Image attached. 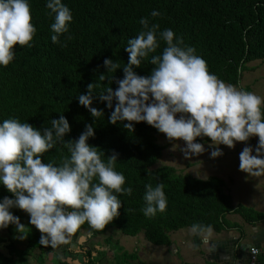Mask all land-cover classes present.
<instances>
[{
	"label": "trees",
	"instance_id": "trees-1",
	"mask_svg": "<svg viewBox=\"0 0 264 264\" xmlns=\"http://www.w3.org/2000/svg\"><path fill=\"white\" fill-rule=\"evenodd\" d=\"M71 11L73 20L68 32L59 36V43H53L51 24L55 14H49L47 0H29L32 23L36 34L29 46H15V57L7 67L0 65V123L8 118L28 122L43 132L51 127V119L61 115L69 121L71 131L65 141L78 139L92 124L95 135L88 143L97 147L101 158L118 154L115 168L126 177L124 187H132L131 196L117 194L122 201L119 216L106 225L104 230L92 229L85 222L92 236L107 234L116 228L126 235L136 236L144 232L148 241L155 245H171V233L193 224L216 231L241 229L239 223L228 219L230 214H240L250 224L263 220L264 212L242 203L235 204L226 190V182L220 176L200 178L189 172H180L177 167L163 164L153 168L162 157L165 145L157 139L159 131L147 122H133L134 129L124 127L127 121L109 122L113 107L100 100V94L108 87L118 88L117 80L123 79V66L128 63L127 42L139 34L143 26L141 18L157 23L160 28L157 39L160 47L142 60L140 67L133 70L141 76H148L154 65L149 63L152 55L162 53L166 43L159 38V32L172 29L183 45L193 47L195 54L202 57L209 71L246 91L243 86L244 73L248 64L255 60L264 61V0H61ZM156 10L160 13L152 17ZM71 37L70 39L68 37ZM105 59H112L121 68L107 71ZM105 79L101 80L100 76ZM93 83L92 107L102 110L104 115L94 118L89 109L79 104L78 96L88 93V84ZM107 94V93H104ZM65 141H59L53 149L41 157L44 163L59 165L63 157L70 155ZM95 182V181H94ZM155 187L164 184L167 208L157 212L155 217L146 218L141 211L145 207V185ZM4 197L15 198L0 184V202ZM10 211L27 220L28 213L13 207ZM35 229V230H34ZM35 231V233L33 232ZM27 241H12L11 251H0V264H29V258L36 255L42 261L40 252L45 246L39 244V230L26 223ZM112 240L111 236L106 241ZM5 239L0 235V243ZM68 251L82 254L85 264H100V258H93L96 251L71 248ZM19 245V246H18ZM39 248L40 250H38ZM19 250V251H18ZM118 264L138 259L136 253L124 251L116 256ZM59 263L65 261L58 256ZM221 264V263H214ZM249 264L251 253L249 251ZM256 264H264V251Z\"/></svg>",
	"mask_w": 264,
	"mask_h": 264
},
{
	"label": "clouds",
	"instance_id": "clouds-1",
	"mask_svg": "<svg viewBox=\"0 0 264 264\" xmlns=\"http://www.w3.org/2000/svg\"><path fill=\"white\" fill-rule=\"evenodd\" d=\"M46 7L50 15L55 14L51 40L59 43V36L69 30L72 13L61 0H47ZM159 15L156 10L151 13L152 17ZM140 23L142 30L127 42L129 59L123 66V79L116 81L118 88L108 87L107 94L99 97L109 108L113 99L117 101L109 122L127 121L124 127L132 130L133 122H147L169 141H184L181 151L185 158L206 151L196 142L198 137H208L211 145L217 146L210 154L216 158L223 154L219 145L234 148L236 142L257 136L255 154L252 146H245L239 153V170L249 176L264 175V97L212 74L207 62L195 54L193 47L184 46L172 29L159 32L166 47L161 54L151 56L149 63L155 66L151 74L138 75L133 66L140 67L142 60L160 47V25L150 23L148 18H141ZM36 31L29 0H0V65L7 67L14 60L16 45L31 47ZM104 66L107 71L121 68L112 59H105ZM93 86L88 84V93L80 94L78 101L98 118L104 114L91 106ZM85 128L78 139L65 141L71 127L63 115L52 118L51 127L43 132L18 118L0 123V184L15 197H4L0 202V229L14 224L18 238L27 237L25 225L10 211L19 208L29 214L30 224L40 231L39 244L56 248L69 243L85 222L92 229L104 230L119 216L122 201L117 194L131 196L133 189L124 187L126 177L115 168L118 154L108 156L105 162L97 147L88 143L95 135L93 125ZM59 141H65L70 155L59 165L44 163L42 155ZM145 188L146 204L141 211L150 219L158 211H166L167 198L163 183L155 187L149 183ZM189 231L203 237L205 243L212 234L211 226L199 224H193Z\"/></svg>",
	"mask_w": 264,
	"mask_h": 264
},
{
	"label": "rangeland",
	"instance_id": "rangeland-1",
	"mask_svg": "<svg viewBox=\"0 0 264 264\" xmlns=\"http://www.w3.org/2000/svg\"><path fill=\"white\" fill-rule=\"evenodd\" d=\"M248 66H249V70H247L244 73L241 85L243 86L250 85L252 89L251 92H254L257 95L264 97V61L255 60L250 62ZM179 115L180 114H177V117H179ZM157 139L160 143L165 145V149L163 151L162 157L158 160V162L155 164L153 168H156L163 164H169L177 167L180 172H189L200 178H208L211 175L220 176V175L229 174L230 176H227L226 178L232 183H234L233 178L236 174V171L238 170V166L240 163L239 153L242 151V149L245 146H252L253 154H255V147L258 144V137L255 136L251 137L246 142H236L234 148H229L226 145L221 144L218 147L222 150L223 153H226V155L222 154L219 157L212 158L210 155L211 151L217 146L211 145V140L208 137H198L196 139V142L202 143L206 151L200 154L199 156L193 155L191 156V158H185L183 152L181 151V149L185 147L184 141L182 140L169 141L166 135L161 132L157 134ZM247 177L249 180H251V182L248 183L244 181L245 193L251 194L252 197L253 194L261 193V191L257 190L256 187L259 188L260 186L259 183L261 184L264 181V175L258 176V178L254 176H247ZM259 201L261 202V200ZM25 223L31 225L29 215L27 216V221ZM13 229L16 231V226ZM189 230L190 227L180 229L181 233H185V234L187 233L184 238H181L179 232L178 235L177 233L172 234V238L174 237L176 240H179L180 242V243L177 242L178 244L177 247L179 248V252H177L176 256L181 258L182 261L184 262L189 261L188 260L189 257L188 259L186 258L187 256H189V254L195 252L194 250H197L198 252H202L205 251L206 249L207 250L209 249V246L207 245V243L204 242L203 237L191 235ZM33 232L35 233V231ZM0 233L1 234L3 233V229H0ZM212 234L214 236V230H212ZM39 235L41 236L40 231H39ZM109 236H111L112 240L108 242L106 240L107 237ZM213 236L211 235L209 237V241L213 242ZM17 238L18 235H16V238H14L15 241L17 240ZM27 238L28 236L25 239H23V242H26ZM10 240H13V238H10ZM70 240L72 242L71 243L72 249L76 248V250H79L81 248L80 246L82 243L84 248H90L92 251H96L95 254L93 255V258L96 257L100 258L101 262L105 264H118L116 262V258H117L116 256L120 255L124 251H127L128 253H136L137 256H139L140 261L138 260L131 261L129 264L166 263V261H164V258L162 259V257H160L161 252H158L161 251V249L164 248L165 245H155L151 243L146 239L144 232H141L136 236H131L124 234L119 229L113 228L110 229L107 232V234L105 233L102 235L92 236L86 229L80 228L77 231V233H75L70 238ZM183 240H186V244H181ZM201 243H203L204 246H202ZM22 247H24V245H22ZM175 248L176 247L173 246L171 248L172 251H174ZM37 249L40 250L39 248ZM67 252L69 251L66 248V244L59 245L56 248H52L51 245H49L47 247H44V249H42V261L39 260L38 257H36V255L34 254V256H31L29 258V262L30 264L32 263L58 264L59 263L58 256H60L61 259H63L64 257H69L66 256ZM72 256L73 255H71L70 257L74 258ZM77 257L78 260H80V262L84 263V257L82 256V254H78L76 258ZM179 258L174 259L171 255V258L168 257V260L170 261L174 260L173 264H183L184 262L182 261L180 262V260H178Z\"/></svg>",
	"mask_w": 264,
	"mask_h": 264
},
{
	"label": "crops",
	"instance_id": "crops-1",
	"mask_svg": "<svg viewBox=\"0 0 264 264\" xmlns=\"http://www.w3.org/2000/svg\"><path fill=\"white\" fill-rule=\"evenodd\" d=\"M257 137V136H255ZM223 153V152H222ZM223 155H226V153H223ZM230 176L229 174L227 175H220L222 179L225 180L226 182V190L232 195L235 204L237 203H242L247 206H251L255 208L258 211L263 210L264 212V181L260 184L259 183V188L256 187L257 190H260L261 193L253 194V197L251 194L245 193V187H244V181L250 183L251 180L248 179L247 176H249L247 173L242 172L239 170L236 171V174L234 176V183L229 181L226 177ZM232 178V177H231ZM258 178V177H256ZM255 178V179H256ZM254 179V180H255ZM261 200V202L259 201ZM257 202V203H254ZM260 204V205H259ZM262 206V207H259ZM263 208V209H260ZM228 219L232 222L239 223L240 226L243 227V230L241 229H224L221 231H216L214 229V236H213V242L209 241L207 245L209 246V249L198 252L197 250H194L192 254H189L186 259L189 257V261L184 262L182 261L181 258L177 257L176 254L179 252V248L177 247L179 240H176L174 237L172 238L173 243L171 245H165L164 248L161 249V256L162 259L164 258V261L166 263L164 264H173V261L168 260V257L171 258V255L174 259L179 258L180 262H184L183 264H214V263H221V264H249V249L252 246H264V218L262 221L255 223V224H250L244 220V218L240 214H230L228 215ZM243 219V220H242ZM27 221V220H26ZM24 218L20 220V223L26 225V222ZM24 222V223H23ZM15 228L14 224H10L5 230L3 229V233L0 235L4 237L5 241L0 243V251L4 254H9L11 251L10 247L7 245L10 244L12 241H15L14 238H16V235L18 233L13 229ZM12 229V231H11ZM11 231V233H10ZM180 233L181 238H184L185 233H181V231H175L171 233L172 234L177 233V235ZM10 238H13V240H10ZM9 241V242H7ZM17 243L24 245L25 242H23V239L17 238ZM183 242V243H182ZM181 244H186V240H183ZM180 243V242H179ZM202 246H204L203 243H201ZM5 246V247H4ZM9 248H7V247ZM175 246V250L172 251V247ZM7 248V249H6ZM185 251V250H184ZM40 255L42 256V251H39ZM65 253V252H63ZM79 253H72V252H67L66 256L69 257H64L63 260L65 261L64 264H85L80 262L78 260ZM73 255L71 258L70 256ZM83 256V255H82ZM161 259V258H160ZM29 260V259H28ZM138 261H140L139 256H138ZM30 264V263H29ZM35 264V263H32ZM42 264V263H39ZM100 264H105V263H100ZM128 264V263H126ZM156 264V263H155Z\"/></svg>",
	"mask_w": 264,
	"mask_h": 264
},
{
	"label": "built area",
	"instance_id": "built-area-1",
	"mask_svg": "<svg viewBox=\"0 0 264 264\" xmlns=\"http://www.w3.org/2000/svg\"><path fill=\"white\" fill-rule=\"evenodd\" d=\"M249 251L251 253V264H256L258 255L264 251V246H252Z\"/></svg>",
	"mask_w": 264,
	"mask_h": 264
}]
</instances>
